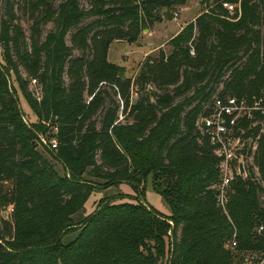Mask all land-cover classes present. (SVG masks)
<instances>
[{
	"label": "trees",
	"instance_id": "trees-1",
	"mask_svg": "<svg viewBox=\"0 0 264 264\" xmlns=\"http://www.w3.org/2000/svg\"><path fill=\"white\" fill-rule=\"evenodd\" d=\"M87 1H26L29 44L14 3L0 0V264H246L250 252L256 261L264 254V117L243 125L258 148L243 151L253 161L232 181L226 209L216 204L221 158L200 120L215 98L259 95L264 86V0H206L170 39V53L141 65L135 100L132 78L108 60L111 45L136 42L164 10L188 0ZM50 21L42 41L40 25ZM75 48L82 54L73 56ZM15 81L38 122L25 119ZM48 132L58 148L42 146L64 174L38 147ZM149 176L171 215L105 196L75 220L103 184L97 179L144 191ZM6 179L11 219L1 214ZM74 231L79 236L64 242Z\"/></svg>",
	"mask_w": 264,
	"mask_h": 264
},
{
	"label": "rangeland",
	"instance_id": "rangeland-1",
	"mask_svg": "<svg viewBox=\"0 0 264 264\" xmlns=\"http://www.w3.org/2000/svg\"><path fill=\"white\" fill-rule=\"evenodd\" d=\"M26 1L30 0H10V2L14 3V7L18 16L17 22L20 23V25L23 27L26 39L30 44L33 21L29 17V13L24 14L23 6ZM205 1L206 0H189V7L187 10L184 11V7L182 6L175 8L173 12L164 10L161 13L163 20H157L152 24L150 28L144 29V31L136 42H128L126 40H123L114 42L111 45L108 53V60L120 66H123L126 75L132 78L131 89L134 100L138 99V97L141 95L139 94L138 90V73L140 71L141 65L146 61V59L157 57L161 50H164L167 54L170 53V39L177 34L176 32L179 28L184 27L185 25L196 19V17L204 10ZM81 3L85 7L89 6V2L87 0H81ZM176 13H178V15H176ZM90 20V18H87L85 22H88ZM54 27L55 24L53 21L40 25L42 41L45 40L47 34L51 30H53ZM71 34L72 32L67 35V43L69 45H72ZM81 54V50L76 48L73 50V56H79ZM0 62H5L3 57L2 45H0ZM21 72L23 76L27 77V73L22 67ZM13 77L15 78L14 74ZM65 79L67 80V82L69 81L68 75H65ZM15 85L18 87L16 81ZM30 87L37 97H41V88L39 86L38 81L36 83L32 82ZM147 89L150 91L157 90L154 85H149ZM17 96L19 98L20 106L23 110L25 119L30 123L38 122L39 119L31 110L19 87L17 89ZM121 115L122 118L125 117V114L121 113ZM49 135V132L47 133V135L41 134V139L39 140L38 147L41 151L45 153V156L52 161V164L54 165L56 170H58L61 174H64V168L62 164L54 160L53 157L48 153L47 148H44L42 146V143H44L43 139H48ZM244 147H246L247 150H251L254 154V152L258 148V141L253 140V138L251 137H248L245 141ZM245 153H243V156L245 164L247 166L248 164H252L251 162L253 161V158L251 156L247 158ZM97 182L103 184L100 185L99 189L93 191L90 198L86 202L85 211L82 213H77L75 215V220H80L82 219V217L84 218V216L91 213L95 209L100 198L105 196L115 197L116 202H142L144 204L151 205L152 207L159 210L165 215L172 214V208L168 204L165 197L154 189L152 176L148 177L147 182L144 185V191L142 187L133 189L127 183H122L115 186H104L105 180L97 179ZM3 185L5 186V194H8V197L7 199H4L2 201L3 206L1 207V214L4 218L11 219V215L13 213L14 208V203L10 200V193L13 188V180H4ZM79 233L80 231L71 232L64 236L63 241L71 242L79 236ZM230 248L234 249L233 247ZM254 253L255 252H253V255H256ZM259 259H257L256 261L252 259V252H250L246 254L245 262L246 264H257ZM236 264H240L238 260L236 261Z\"/></svg>",
	"mask_w": 264,
	"mask_h": 264
},
{
	"label": "built area",
	"instance_id": "built-area-1",
	"mask_svg": "<svg viewBox=\"0 0 264 264\" xmlns=\"http://www.w3.org/2000/svg\"><path fill=\"white\" fill-rule=\"evenodd\" d=\"M229 11H234L235 5L224 3ZM194 54V50H192ZM33 83L37 79L32 80ZM264 117V86L259 95H243L217 97L212 103L209 112L200 120V128L208 141L214 147L216 154L221 158L222 179L217 186L216 204L223 209L227 208L228 191L236 175H247L244 161V147L247 140L244 123L256 125L259 118ZM43 142L52 149L58 148L56 137L43 139ZM243 164L244 173L240 165ZM264 231V225L259 226L258 232ZM238 245L237 234L233 235L230 247ZM257 264H264V254Z\"/></svg>",
	"mask_w": 264,
	"mask_h": 264
},
{
	"label": "crops",
	"instance_id": "crops-1",
	"mask_svg": "<svg viewBox=\"0 0 264 264\" xmlns=\"http://www.w3.org/2000/svg\"><path fill=\"white\" fill-rule=\"evenodd\" d=\"M188 2H189V0H188ZM188 2H187V4H186L185 6H182V7H184L183 11L188 9V7H189V6H188ZM202 12H203V11H202ZM202 12H201V13H202ZM201 13H200V14H201ZM176 15H178V13H176ZM182 28H183V27H182ZM182 28H179V29L177 30L176 33L178 34V33L182 30ZM174 36H175V35H174ZM172 38H173V37H172ZM170 46H171V45H170Z\"/></svg>",
	"mask_w": 264,
	"mask_h": 264
},
{
	"label": "water",
	"instance_id": "water-1",
	"mask_svg": "<svg viewBox=\"0 0 264 264\" xmlns=\"http://www.w3.org/2000/svg\"><path fill=\"white\" fill-rule=\"evenodd\" d=\"M161 20H163V18H161ZM240 170H241V173H244V167H243V164L242 163L240 165Z\"/></svg>",
	"mask_w": 264,
	"mask_h": 264
}]
</instances>
